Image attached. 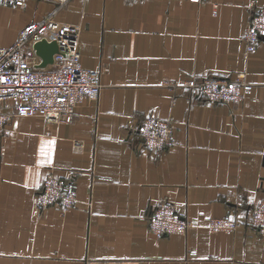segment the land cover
Returning <instances> with one entry per match:
<instances>
[{
  "label": "crops",
  "instance_id": "1",
  "mask_svg": "<svg viewBox=\"0 0 264 264\" xmlns=\"http://www.w3.org/2000/svg\"><path fill=\"white\" fill-rule=\"evenodd\" d=\"M264 0H69L53 17L78 24L80 64L98 70L97 99L69 120L12 116L0 134V264H264V234L245 222L264 185V40L243 32ZM57 8L0 4V46ZM235 80L237 97L209 102L188 81ZM8 109L14 104L8 103ZM12 106V107H11ZM168 119L173 144L139 147L145 116ZM48 172L71 181L74 207L38 212ZM195 219L156 237L154 205ZM231 215L230 232L204 217Z\"/></svg>",
  "mask_w": 264,
  "mask_h": 264
},
{
  "label": "built area",
  "instance_id": "2",
  "mask_svg": "<svg viewBox=\"0 0 264 264\" xmlns=\"http://www.w3.org/2000/svg\"><path fill=\"white\" fill-rule=\"evenodd\" d=\"M23 0H0L3 5H15ZM57 8L39 21L25 24L18 30L15 41L0 46V134L6 122L16 116H40L48 122L70 119L75 108L85 99H97L102 83L99 71L80 64L78 24L56 20L53 15L69 0H54ZM246 50L253 51L264 40V6L256 8L243 32ZM39 40L55 41L57 49L52 63L38 66L40 57L33 45ZM33 62H30V61ZM239 78V77H238ZM215 76L188 81L202 98L209 102H227L237 97V81ZM11 102L14 106L8 109ZM139 147L159 152L173 144L172 126L168 119L145 116L131 129ZM77 197L71 181L48 172L35 194L38 212L55 206L64 213L76 205ZM204 227L210 232H230L238 221L229 214L204 217ZM245 222L264 234V185L261 197L245 217ZM195 219L182 217L170 202L150 208L147 228L156 237L169 234L185 235Z\"/></svg>",
  "mask_w": 264,
  "mask_h": 264
},
{
  "label": "water",
  "instance_id": "3",
  "mask_svg": "<svg viewBox=\"0 0 264 264\" xmlns=\"http://www.w3.org/2000/svg\"><path fill=\"white\" fill-rule=\"evenodd\" d=\"M33 48L35 53L40 57L38 66H46L53 61V53L57 49L55 41L39 40L34 43Z\"/></svg>",
  "mask_w": 264,
  "mask_h": 264
},
{
  "label": "rangeland",
  "instance_id": "4",
  "mask_svg": "<svg viewBox=\"0 0 264 264\" xmlns=\"http://www.w3.org/2000/svg\"><path fill=\"white\" fill-rule=\"evenodd\" d=\"M30 62H33L32 60Z\"/></svg>",
  "mask_w": 264,
  "mask_h": 264
}]
</instances>
